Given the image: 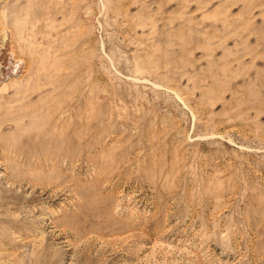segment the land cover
Masks as SVG:
<instances>
[{
  "label": "rangeland",
  "instance_id": "obj_1",
  "mask_svg": "<svg viewBox=\"0 0 264 264\" xmlns=\"http://www.w3.org/2000/svg\"><path fill=\"white\" fill-rule=\"evenodd\" d=\"M0 264H264V0H0Z\"/></svg>",
  "mask_w": 264,
  "mask_h": 264
}]
</instances>
